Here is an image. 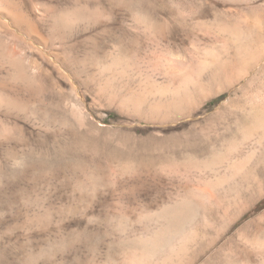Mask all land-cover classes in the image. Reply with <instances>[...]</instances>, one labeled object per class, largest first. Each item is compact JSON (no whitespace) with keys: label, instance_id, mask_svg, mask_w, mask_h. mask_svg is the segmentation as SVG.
Here are the masks:
<instances>
[{"label":"rangeland","instance_id":"obj_1","mask_svg":"<svg viewBox=\"0 0 264 264\" xmlns=\"http://www.w3.org/2000/svg\"><path fill=\"white\" fill-rule=\"evenodd\" d=\"M0 264H264V0H0Z\"/></svg>","mask_w":264,"mask_h":264},{"label":"bare ground","instance_id":"obj_2","mask_svg":"<svg viewBox=\"0 0 264 264\" xmlns=\"http://www.w3.org/2000/svg\"><path fill=\"white\" fill-rule=\"evenodd\" d=\"M17 9H18V8H17ZM46 11H47V10H46ZM47 13H48V12H47ZM21 14H22V13H21ZM23 17H24V16H23ZM23 17H22V18H23ZM18 18H19V16H18ZM15 20H16V19H15ZM20 23H22V22H20ZM25 24H26V23H25ZM224 28H225L226 31L229 30V28H227L226 26H225ZM238 46H239V45H238ZM245 128H246V127H245ZM242 132H243V133H242V136H247V138H248V136L251 135V132L253 133V131H252L251 128H249V127L246 128V129H243ZM260 136H261V135H260ZM255 141H256V140H255ZM261 142H262V141H261ZM252 154H253V153H252ZM252 158H253V156H252ZM246 159H247V158H246ZM246 159H245V160H246ZM216 160H217V159H216ZM242 160H244V159H242ZM246 161H247V160H246ZM249 162H250V161H249ZM233 165H234V164H233ZM240 165H241V162L237 164V168H239ZM245 166H246V165H245ZM241 168L243 169V166L240 167V169H241ZM240 169H239V170H240ZM242 169H241V170H242ZM234 170H235V169H234ZM236 171H237V169H236ZM237 172H238V171H237ZM149 240H150V239H149ZM141 247H142V246H141ZM140 249H141V248H140ZM134 251H135V250H134ZM151 253H152V252H151ZM152 255H153V254H152ZM150 256H151V254H150Z\"/></svg>","mask_w":264,"mask_h":264}]
</instances>
